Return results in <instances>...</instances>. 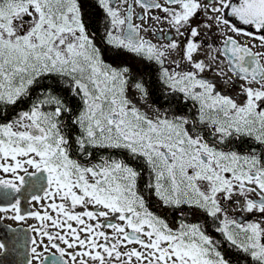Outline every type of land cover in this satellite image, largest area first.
<instances>
[{"label":"snow or ice","instance_id":"1","mask_svg":"<svg viewBox=\"0 0 264 264\" xmlns=\"http://www.w3.org/2000/svg\"><path fill=\"white\" fill-rule=\"evenodd\" d=\"M98 4L104 13L105 43L155 61L164 95L179 93L181 104L191 101L197 107L191 116H169L159 109L149 116L135 107L126 91L135 89L147 97L148 86L134 66L105 63L77 0H0V103L14 105L30 87L40 90L29 110L0 123V213L25 220L22 189L42 193L30 197L41 210L27 213L38 221L32 227L37 235L31 239L29 264L32 259L37 264H226L199 225L173 230L148 210L135 190L138 173L132 167L116 160L82 164L71 158L73 144L80 155L90 156L89 147H109L142 157L154 177L150 187L165 205L204 210L220 220L216 231L227 241L264 264V227L229 218L223 203L235 196L241 210L264 216V161L254 152L240 155L220 147L243 137L264 144V0ZM197 16L201 23L194 25ZM149 21L169 25L158 35L166 44L139 35L152 30L143 27ZM201 27L207 32L202 34ZM213 29L223 37L219 46L212 41ZM172 30L184 40L172 39ZM237 36L253 42L242 43ZM205 46L204 58L194 59ZM257 48L261 50H253ZM177 49L182 60L169 66L168 54ZM206 72L221 78L232 72L245 81L237 94L245 97L244 103L218 91ZM49 78L79 98L78 114L41 84ZM64 113L80 130L72 141L62 132Z\"/></svg>","mask_w":264,"mask_h":264},{"label":"flooded vegetation","instance_id":"2","mask_svg":"<svg viewBox=\"0 0 264 264\" xmlns=\"http://www.w3.org/2000/svg\"><path fill=\"white\" fill-rule=\"evenodd\" d=\"M163 2L164 0H160V3ZM203 2H206V0H203ZM77 5L86 29L92 36L95 37V43L100 48L102 58L105 63L113 67L134 66L136 72L139 73L140 78L148 86L149 95L147 97L143 96L135 89L126 91L128 96L132 97L135 102L139 103L141 112L147 113L149 116H154L156 109H159L162 113L166 112L169 116H172L177 112L187 114L189 116L195 113L197 106H195L191 101L187 104H181L179 93L174 96L164 95L162 91L164 86L158 80L160 75L159 65L155 61H149L140 55L124 49H116L105 43V19L104 13L98 4V0H77ZM136 11L141 12L142 9L137 7ZM157 14L163 15V13L158 10ZM133 22L136 24L142 23L140 20H136L135 18ZM232 22L236 23L237 27L244 28L246 31H253L251 27L244 26L238 21L233 20ZM192 23L194 25L201 23V17L197 16L193 19ZM149 26H151L152 30L148 32L141 30L139 35L151 40L155 44H166L168 42L166 39H158V35L163 34L160 32L161 29H163L164 32L169 30V25L167 23L157 24L155 21H149L148 23L143 24V27L145 28ZM200 31L204 34L207 32V29L201 27ZM228 34L232 35L230 32ZM211 35L212 41L219 46L223 37L216 33L215 29H213V33ZM171 38L179 39L180 41L184 40V37L177 36L175 30L171 31ZM205 39H207V37H205ZM236 39L242 43L247 41L251 44L253 42L252 39L247 36H237ZM256 43L258 44L259 41H256ZM181 47H183V45H181ZM253 50L260 51L261 49L257 48ZM206 52V46L202 47L200 52L194 56V59H203ZM220 59L223 60L224 57L221 56ZM180 60H182V53L180 49H177L176 51L168 54L167 64L171 66L173 61ZM184 64L186 66V62H184ZM225 70H227L226 65ZM204 75L216 81V89L218 91L232 96L236 99L238 104L244 103L245 97L238 96L237 94L240 92L239 85L244 84L245 81L236 79L232 72H227V76L224 78L218 77L212 72H206ZM229 77H231L232 80L229 81L228 84L221 82L222 79L227 80ZM41 84L50 86L53 94L58 95L64 103L72 109V114H78L79 110L82 108L81 101L78 97L73 96L62 84L58 83L56 79L49 78L48 80L41 81ZM38 98H40V90L39 88L33 86L28 89V94L20 97L14 105L0 103V123H6L12 120L20 111L29 110L32 103ZM261 106L264 107V103H262ZM44 110L49 111L50 109L45 107ZM60 119L67 122L62 128V132L68 135L69 140L72 141L75 136L80 134L79 128L72 124L68 113H64ZM205 138L209 142L212 141L211 136L206 135ZM220 147L225 151H235L240 155L254 152L262 161H264V144H261L252 138H232L221 144ZM87 152L91 153V155L88 156L78 154V151L73 144L70 154L71 158L89 166L102 164L104 161L111 163L112 160H116L122 161L124 164L132 167L138 173L135 190L143 197L146 207L155 216L164 220L165 223L173 230L178 229L182 224L199 225L201 230L213 239L216 251L221 253V256L226 261V264H258L257 261H254L251 258L249 253H245L238 246L227 241L223 234L216 231V229L221 226L220 220L214 219L204 210L195 206L165 205L156 196L154 189L150 187V185L154 183L152 173L149 177L145 176L144 172H148L149 169L144 168L143 164L141 165V159H134V155H132L128 150L123 148L89 147ZM140 166L143 168L144 172ZM30 171L32 170L30 169ZM33 194L42 195V193L35 192L29 187H24L20 193L21 215H25V220L20 221L9 218L12 215L11 212L0 213V244H4L5 246L0 249V264H29L31 256L30 248L32 247L31 239L37 235L32 231V227L37 226L38 221L35 218L27 216V213L30 211L41 210L40 204L35 201H31L30 197ZM235 200L236 197L234 196L232 202L223 201L229 218L235 219L243 224L258 222L261 224V227H264V216H261L258 212L249 213L241 210L235 203ZM44 203H47V201ZM77 211H83V209L78 207ZM101 222H103V218H101ZM113 222L122 223L118 219L113 220ZM73 225L75 226L74 222ZM103 230L109 234L111 233V229L105 228ZM262 242H264V237H262ZM45 243H47L46 240ZM135 246L136 245H131L130 247ZM41 251H43V249H41ZM51 251L55 250L52 249ZM31 264H37L36 260L32 259Z\"/></svg>","mask_w":264,"mask_h":264},{"label":"trees","instance_id":"3","mask_svg":"<svg viewBox=\"0 0 264 264\" xmlns=\"http://www.w3.org/2000/svg\"><path fill=\"white\" fill-rule=\"evenodd\" d=\"M132 159H133V156H132ZM134 159H137V160H139V159H141V165L143 164V166H144V168H146V169H149V167H148V165L145 163V161H144V159L143 158H141V157H139V156H134ZM141 167V166H140ZM141 169L143 170V168L141 167ZM143 172H144V170H143ZM144 175L145 176H150L151 175V170L149 169V171L148 172H144Z\"/></svg>","mask_w":264,"mask_h":264},{"label":"rangeland","instance_id":"4","mask_svg":"<svg viewBox=\"0 0 264 264\" xmlns=\"http://www.w3.org/2000/svg\"><path fill=\"white\" fill-rule=\"evenodd\" d=\"M126 95H127V92H126ZM127 97L133 102V105H134L135 107H137L138 109H140V105H139V103L135 102L134 99H132V97H130V96H128V95H127Z\"/></svg>","mask_w":264,"mask_h":264}]
</instances>
